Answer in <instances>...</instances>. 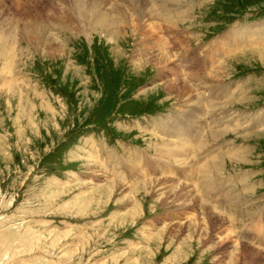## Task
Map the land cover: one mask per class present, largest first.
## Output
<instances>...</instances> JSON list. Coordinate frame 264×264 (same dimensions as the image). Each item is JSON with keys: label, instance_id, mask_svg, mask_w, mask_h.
I'll return each instance as SVG.
<instances>
[{"label": "rangeland", "instance_id": "1", "mask_svg": "<svg viewBox=\"0 0 264 264\" xmlns=\"http://www.w3.org/2000/svg\"><path fill=\"white\" fill-rule=\"evenodd\" d=\"M101 1L0 0V264H264V0Z\"/></svg>", "mask_w": 264, "mask_h": 264}, {"label": "bare ground", "instance_id": "2", "mask_svg": "<svg viewBox=\"0 0 264 264\" xmlns=\"http://www.w3.org/2000/svg\"><path fill=\"white\" fill-rule=\"evenodd\" d=\"M99 2L98 3H100V4H102V5H105L104 3H102V1L101 0H98ZM104 1V0H103ZM122 1V0H121ZM124 1H133V0H124ZM135 1V0H134ZM133 1V2H134ZM153 2L155 1V0H152ZM163 1V0H162ZM174 0H166L165 1V6H164V8H163V10L165 11L163 14H165V15H162V18H161V16H160V18H161V20H163V22L164 23H167V24H169V23H171V20H172V18H170L171 16V14L169 15V11H170V8L172 7V5H174V2H173ZM136 3H134V4H137V0L135 1ZM152 2V3H153ZM168 2V3H167ZM131 3V2H130ZM155 3V2H154ZM160 3V2H159ZM166 4H170L171 5V7H168L169 5H166ZM155 5H158V4H155ZM161 5H163V4H161ZM152 6H154V5H152ZM159 7V6H158ZM179 7H181V6H178L177 7V12H179V11H182L183 12V10H181V8H179ZM153 9H155L156 10V6H154V8ZM152 8H149V6H147V5H144V6H142V7H139V6H136L135 8H134V10L137 12V15L139 16H142V18L144 17L145 18V16H149V15H154V13L152 12V10H153ZM160 9H162V8H160ZM184 9V8H183ZM90 11H92V14L94 13V8H92V7H90ZM184 11H186L185 9H184ZM158 12V11H157ZM187 12H188V10H187ZM186 12V13H187ZM157 14H159V12L157 13ZM139 16V17H140ZM165 16V17H164ZM98 19H100L101 21H102V18L101 17H98ZM264 22V21H263ZM263 22H260L258 25H252L250 28H244L243 26H241L240 28L239 27H233L232 28V30L231 31H229L228 32V34H231L230 35V38L229 39H222V42H221V44H220V46L222 47V46H224V49L226 50V54L227 53H231L232 51H236V50H238V49H241L242 47H247L248 45H250V44H257V45H261V43H262V41H260V40H262L263 39V41H264V23ZM245 30L247 31V32H245ZM263 31V32H262ZM37 32V31H36ZM103 33H101V34H103V35H105L106 37H108V38H110V39H112V38H114V34H112L110 31H106V30H103L102 31ZM38 34V33H37ZM223 36H225V35H223ZM226 37V36H225ZM228 37V36H227ZM178 39H179V37H178ZM210 45V44H209ZM212 45V44H211ZM213 46V45H212ZM253 48V47H252ZM258 48V47H257ZM261 50L263 49L262 47L260 48ZM255 50V49H254ZM258 51H261V50H259V49H257ZM258 51H255L254 53H257ZM219 55V54H218ZM216 56V55H215ZM211 57V56H210ZM262 59L264 58V56H260ZM8 60H11V59H8ZM202 62H204V60H202ZM207 63V62H206ZM212 63L211 62H209L208 63V67L209 66H212L211 65ZM222 66V65H221ZM225 66V65H224ZM208 70V69H207ZM206 70V71H207ZM209 70H210V68H209ZM213 71V70H212ZM217 73V72H216ZM180 81V80H179ZM177 83V82H176ZM179 84H182V83H179ZM176 86H177V84H176ZM7 87H9V86H7ZM182 88H181V90H180V92L179 93H181V92H186V96L187 97H182L184 100L186 99V100H188V99H190L191 100V97L188 95V93H187V91L189 92V90H188V88H187V86L186 85H183L182 84V86H181ZM178 88V87H177ZM204 92V91H203ZM184 94V93H183ZM188 102V101H187ZM186 105V107H187V109H186V111H189V110H191V109H189V106H192V104L190 103V102H188V103H185ZM222 108V107H221ZM218 110V109H217ZM192 112V111H191ZM187 113V112H186ZM192 113H195V112H192ZM191 115V114H190ZM216 116H217V114H215ZM256 119V118H255ZM218 120V119H217ZM257 120V119H256ZM157 121V120H156ZM155 121V123H157ZM215 122V121H214ZM186 127V126H185ZM235 127V126H234ZM197 129V128H196ZM175 130V129H174ZM173 130V131H174ZM181 130H182V128H181ZM194 130V129H193ZM218 130V129H217ZM229 131V130H228ZM183 134V133H182ZM201 134V133H200ZM212 134V133H211ZM220 134V133H219ZM188 135V134H187ZM215 135V134H214ZM211 136V135H210ZM213 136V135H212ZM211 136V137H212ZM215 137V136H214ZM210 139V138H209ZM176 141V140H175ZM181 141V140H180ZM171 142H172V140H171ZM191 142V141H190ZM202 142V141H201ZM166 144V143H165ZM175 144V143H174ZM187 144H189V143H187ZM192 145V144H191ZM193 146V145H192ZM191 147V146H190ZM171 148V149H170ZM200 148V147H199ZM165 149H166V151H167V153H168V155H174V156H176V155H184V156H186L185 154H184V152H182V151H184V148H183V146L180 144V146H176V145H171V144H166L165 145ZM192 150V149H191ZM94 151V150H93ZM161 151H162V149H161ZM189 151H190V149H189ZM206 152V151H205ZM161 153V152H160ZM159 153V155L161 156V154ZM163 153H164V151H163ZM188 155H190V154H188ZM198 155H200V154H198ZM130 156H132L131 154L128 156V157H130ZM194 156H196L195 154H194ZM165 157V156H164ZM191 157H193V156H191ZM118 159L119 160V166H121V167H123L125 170H127V169H130V170H134V164H133V166H131L129 163H130V160L126 157L123 161H122V158H120L119 156H117L116 154H112L111 153V157H110V159H112V162H114V159ZM169 158H170V156H169ZM188 158H190V157H188ZM213 159V158H212ZM168 160V159H167ZM178 161V160H177ZM180 161V160H179ZM145 163H143V165H144ZM155 164V163H154ZM210 164V163H209ZM145 166V165H144ZM137 168V166H135V169ZM142 169V168H141ZM211 170H214L213 169V165H205V167H204V169H203V176H204V174H209V172H211ZM214 173V172H213ZM205 180V179H204ZM202 182V181H201ZM204 183V182H203ZM161 184H164V183H161ZM205 184V183H204ZM208 184L209 185H206L207 187H208V189H210V188H214V189H216V187H215V185H214V181H211V179H210V182H208ZM205 190H207V189H205ZM217 190V189H216ZM230 191V190H229ZM204 192V191H203ZM210 192V191H209ZM211 192H213V191H211ZM214 193V192H213ZM216 193V192H215ZM206 194H207V192H206ZM209 194H212V193H209ZM208 194V195H209ZM226 194V193H225ZM230 194V193H229ZM231 194H232V192H231ZM182 195V194H181ZM224 195V194H223ZM187 196H188V194H187ZM202 196V195H201ZM211 196V195H210ZM183 197V196H182ZM185 197V196H184ZM226 202L227 203H230L229 202V200H226ZM202 206V205H201ZM187 207V206H186ZM203 209V208H202ZM221 220V219H220Z\"/></svg>", "mask_w": 264, "mask_h": 264}]
</instances>
